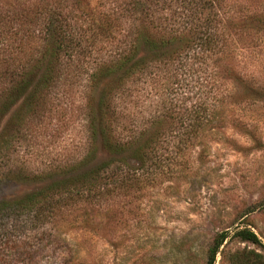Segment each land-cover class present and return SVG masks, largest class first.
Wrapping results in <instances>:
<instances>
[{
    "label": "rangeland",
    "instance_id": "rangeland-1",
    "mask_svg": "<svg viewBox=\"0 0 264 264\" xmlns=\"http://www.w3.org/2000/svg\"><path fill=\"white\" fill-rule=\"evenodd\" d=\"M89 1L94 5L97 0ZM110 1L103 0L106 7H111ZM74 4V0H0V12L26 13L47 5L85 19L70 12ZM163 7L167 18L187 13L172 0ZM80 23L74 27L78 36H84L78 31ZM86 23L87 19L82 24ZM257 30L242 35L238 30V37L228 30L229 37H215L213 49L196 43L179 65L150 64L130 97L118 100L115 135L127 141L152 119H172V126L162 125L166 137L157 147L168 162L145 163L139 171L150 180L141 190L119 189L112 177L111 194L99 210L65 208L55 223L23 226L10 223L13 211L0 214V226L12 230L16 243L0 259L6 264H207L216 236L225 233L214 264H256L251 253L260 255L258 264H264V30ZM123 37L121 33L116 42L93 47L83 42L69 52L72 59H64V73L71 75L68 71L77 68L73 74L80 77L68 76L55 86L48 97L52 105L38 115L20 124L17 104L0 118V202L19 199L52 179H24L17 176L18 169L35 175L84 156L86 82L98 63L123 48L116 46ZM6 82L0 80V88ZM198 115H206L202 130L185 142L177 129L179 117L194 122ZM18 128L6 154L2 140ZM98 153L96 161L106 155ZM117 164L125 174V166ZM128 166L138 168L135 162ZM242 229L252 231L260 244L240 239L236 233ZM18 248L22 251L15 253ZM23 252L26 255H18ZM245 257L247 262L242 263Z\"/></svg>",
    "mask_w": 264,
    "mask_h": 264
},
{
    "label": "trees",
    "instance_id": "trees-1",
    "mask_svg": "<svg viewBox=\"0 0 264 264\" xmlns=\"http://www.w3.org/2000/svg\"><path fill=\"white\" fill-rule=\"evenodd\" d=\"M74 1L70 12L75 10L81 17L83 15L87 19V26L82 24L85 19L74 17L72 13L66 12L69 14L67 19V14H63L59 6L48 8L47 5H39L26 13L0 12V80L7 81L0 88V118L18 104L16 120L20 124L26 117L36 116L52 105L48 103L49 94L61 81L69 80L68 76L80 77L73 74L78 71L77 68L68 71L71 75L64 73V59H72L69 52L80 48L83 42L93 47L96 43H114L117 35H124L116 44L123 45V48L116 49L107 60L98 63L86 82L84 109L87 145L84 156L35 175H26V171L17 170V176L24 179H52L19 199L0 202V214L13 211L10 223H15V226L37 225L46 221L55 223L58 213L65 208L97 207L99 210L101 203L111 194L109 186L114 176L119 189L130 186L141 190L144 187L142 184L150 180L139 171L145 163L160 166L169 160L163 158V154H158L160 148L157 147L166 137L161 131L162 125L172 126L174 121L170 118L169 121L167 118L152 119L147 128L130 135L127 141L119 140L115 135L118 100L130 97L134 90L132 88L146 77L151 65H179L182 55L187 54L196 43L213 49L217 42L215 37H229L228 30H232L236 37L238 30L241 32L239 35L249 34L251 30L258 32V28L264 30V0H250V3H247L249 0H172L187 11L186 14L183 11L176 13L178 15L174 18H167L169 16L165 11H161L167 0H112L111 7H106L107 0L106 3L97 0L94 5L89 0ZM158 4L162 8L153 7ZM218 8L225 12L220 13ZM168 20L171 27L165 23ZM78 22L81 24L79 34L84 32V36H78L76 32L74 26ZM37 25L40 28L35 31ZM87 32L89 37H86ZM84 50H87L86 46ZM205 117L198 115L194 122L179 117L177 129L181 130L180 135L183 134L185 142L191 135L196 137L200 134ZM19 130L3 138L6 154ZM172 135L176 136V132L169 137ZM98 150L106 155L96 161L99 159ZM130 162L137 163L138 168L129 167ZM117 163L125 166V174H120L119 170L123 168ZM129 171L132 175H129ZM11 232L4 224L0 226V256L7 247L16 244ZM236 235L244 241L260 244L257 236L248 229H242ZM226 237L225 233L216 236L209 249L207 264H214L218 249ZM21 251L18 248L15 253ZM251 254L258 264L262 257ZM18 255H26V252ZM246 262L247 257L242 263ZM0 264L6 263L0 259ZM16 264L24 263L17 261Z\"/></svg>",
    "mask_w": 264,
    "mask_h": 264
}]
</instances>
